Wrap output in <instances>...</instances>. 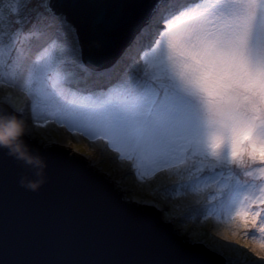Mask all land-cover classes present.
I'll use <instances>...</instances> for the list:
<instances>
[{"label": "snow or ice", "instance_id": "snow-or-ice-1", "mask_svg": "<svg viewBox=\"0 0 264 264\" xmlns=\"http://www.w3.org/2000/svg\"><path fill=\"white\" fill-rule=\"evenodd\" d=\"M0 84L38 144L65 147L40 132L57 124L117 166L63 151L42 194L0 148V264H264L149 191L182 162L165 192L207 176L202 215L232 222L223 238L264 234V0H0Z\"/></svg>", "mask_w": 264, "mask_h": 264}, {"label": "rangeland", "instance_id": "rangeland-1", "mask_svg": "<svg viewBox=\"0 0 264 264\" xmlns=\"http://www.w3.org/2000/svg\"><path fill=\"white\" fill-rule=\"evenodd\" d=\"M5 91H7L6 86L0 84V99L3 98ZM19 102L22 103L23 101L20 100ZM23 115L24 118L30 122V113L26 112ZM40 132L41 134L46 135L50 140L59 141L63 139L64 143L62 145L69 146L70 153L74 150L77 154H82L87 159L99 160L100 167L105 170H112L117 167L115 161L108 159L109 153L104 150L103 142L101 141H89L86 138L81 137L79 133H73L66 127L53 123L40 129ZM192 163H196V160L190 158L188 166ZM185 166L184 163L177 162L173 169L160 173L149 191H152L154 194H158L161 197L171 195L172 203L174 205V214L181 218L184 226L192 227L201 234L207 232L209 237L215 236L216 240L222 244L231 243L235 245V241L239 240L241 245L245 243L249 245L248 249H243L237 246L240 252H248L249 255L255 256V253L251 251L252 248H255L257 252L264 255V249L260 247V238L261 236H264V234H260L258 229L256 239L248 236L247 230L241 229L236 237H233L231 240H225L223 238L225 233L231 236L232 222L226 219H221L216 215L210 217L202 215L204 197L207 196L209 199L211 198L210 189L212 185L207 176L204 177V180L208 181V183H202L197 193H192L191 191L185 192L181 188H178L175 192H165L166 188L171 189L173 184L180 180V176L174 174L176 170L184 168ZM118 174L122 177V181L129 186L135 184L133 176L124 174L122 170Z\"/></svg>", "mask_w": 264, "mask_h": 264}, {"label": "clouds", "instance_id": "clouds-1", "mask_svg": "<svg viewBox=\"0 0 264 264\" xmlns=\"http://www.w3.org/2000/svg\"><path fill=\"white\" fill-rule=\"evenodd\" d=\"M32 127L23 116L16 112L0 109V148H7L13 156L31 170V176H22L21 185L37 191L46 183L47 164L38 150L28 143Z\"/></svg>", "mask_w": 264, "mask_h": 264}, {"label": "water", "instance_id": "water-1", "mask_svg": "<svg viewBox=\"0 0 264 264\" xmlns=\"http://www.w3.org/2000/svg\"><path fill=\"white\" fill-rule=\"evenodd\" d=\"M0 109H4V105L0 104ZM26 139L29 144H37V150L39 151L40 155L43 157V159L46 161V164H47L45 174L48 176H51L52 178H55L61 170V162H62L61 153L63 151L69 152V149H70L69 146L65 145L64 148L58 149L57 151H52L50 148L44 147L42 144H38L37 140H33L30 137H27ZM70 154H75L79 156L81 159H85V157L82 154L79 155L74 150ZM24 174L31 176L32 172L25 170L21 175H24ZM52 191H54V186L52 185H45L41 189L42 194H48ZM32 195H35V194H32Z\"/></svg>", "mask_w": 264, "mask_h": 264}, {"label": "bare ground", "instance_id": "bare-ground-1", "mask_svg": "<svg viewBox=\"0 0 264 264\" xmlns=\"http://www.w3.org/2000/svg\"><path fill=\"white\" fill-rule=\"evenodd\" d=\"M26 112H28V111L26 110L24 113H26ZM18 115H19V114H18ZM59 142H60L61 144H63V143H64V140L61 139V140H59Z\"/></svg>", "mask_w": 264, "mask_h": 264}]
</instances>
